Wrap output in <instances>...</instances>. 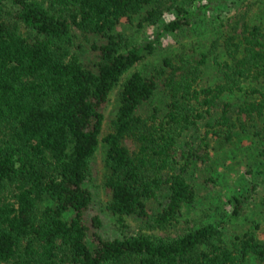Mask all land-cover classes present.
Returning <instances> with one entry per match:
<instances>
[{
    "label": "trees",
    "instance_id": "1",
    "mask_svg": "<svg viewBox=\"0 0 264 264\" xmlns=\"http://www.w3.org/2000/svg\"><path fill=\"white\" fill-rule=\"evenodd\" d=\"M246 1L0 0V264H264L255 232L108 238L85 217L103 110L129 72L102 137L107 209L123 227L166 231L192 213L224 146L245 141L264 160V24L230 15ZM134 18L150 27L140 43L121 27Z\"/></svg>",
    "mask_w": 264,
    "mask_h": 264
},
{
    "label": "rangeland",
    "instance_id": "2",
    "mask_svg": "<svg viewBox=\"0 0 264 264\" xmlns=\"http://www.w3.org/2000/svg\"><path fill=\"white\" fill-rule=\"evenodd\" d=\"M238 4L234 7L235 10L232 9L230 15L233 16L235 11L237 13L244 9L247 20L264 24V0H247L245 6ZM134 19L132 24L121 27L130 40L140 43L147 38L150 33V27L137 29V18ZM169 44L171 46L175 45L173 38L172 40L170 38L166 40L163 53H165ZM163 53L161 52V55ZM153 61L154 59L150 58L146 60V63L149 64ZM129 74L130 72L123 75L118 85L110 92L103 110L99 144L91 163L90 176L85 183V186L92 194V202L89 210L85 213L88 226L91 224L90 218L97 216L100 220V226L93 228L96 234L102 237L120 238L124 235L140 232L157 236H164L165 234L174 236L189 228H196L202 224L210 223L222 226L226 239L244 232H255L261 239H264V160L259 158L248 159L249 151L245 149V141L242 144L227 145L218 149L217 155L211 162L208 177L205 181H200L196 184L197 196L192 213L183 216L173 228H169L166 231L148 229L135 217L128 216L123 217L125 227L119 224L117 216L111 214L107 209L110 192L104 185L106 167L104 164L105 151L102 146V137L110 132L112 128L114 113L120 102L119 92L122 82ZM216 79L214 72L212 79L209 78L207 81L212 82ZM124 144L130 151L136 149L134 142L130 139H126ZM249 148L251 157L254 158L258 150H256L255 145ZM250 187H252V191L248 192ZM245 196L248 197V202L246 204L244 202L241 216L237 220H233L230 217L233 199L245 198Z\"/></svg>",
    "mask_w": 264,
    "mask_h": 264
}]
</instances>
